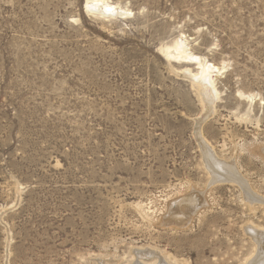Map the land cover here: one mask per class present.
I'll use <instances>...</instances> for the list:
<instances>
[{
    "label": "rangeland",
    "instance_id": "1",
    "mask_svg": "<svg viewBox=\"0 0 264 264\" xmlns=\"http://www.w3.org/2000/svg\"><path fill=\"white\" fill-rule=\"evenodd\" d=\"M86 1L0 0V264H245L264 230V0H104L127 18ZM177 40L224 67L211 112L197 67L162 52Z\"/></svg>",
    "mask_w": 264,
    "mask_h": 264
},
{
    "label": "bare ground",
    "instance_id": "2",
    "mask_svg": "<svg viewBox=\"0 0 264 264\" xmlns=\"http://www.w3.org/2000/svg\"><path fill=\"white\" fill-rule=\"evenodd\" d=\"M84 8L86 10H88L89 12H92V13L98 10L100 12V15L105 16V17L118 16V17H121V18H127V16L130 15L129 14L130 12L128 10L116 7L115 5H113L111 3H108L107 1H104V0H87L85 2V4H84ZM108 9H111V11H109ZM162 52L167 58L178 59V60H181L183 63H186L188 65H194V66L197 67L196 73H192L191 71L186 70V71H184V75H185V77L190 78V80L192 82V85L195 88H197L198 93L200 92V95H201L202 101H203V102L202 101L201 102L204 103V107H203L204 110L203 111L204 112H211L213 103L218 99V92H217V90H216V88L214 86V77H216L224 69V67H221V68L216 67L212 63H210V62H208V61H206L204 59H201L200 57L190 53L187 50V48L185 47V42H183L182 40H177V41L173 42L172 46L166 47L165 50L162 51ZM252 95H248V96L246 95L245 98L247 100H249L250 102H252L253 99H254V96H252ZM202 122H204V120ZM196 135L198 136V134H196ZM199 135L201 137V134H199ZM200 137H198V139ZM210 149L211 148H209L208 150H210ZM207 152L204 151V159L209 164L208 166L217 167L216 165L220 164L221 167H218V169L220 171L224 172L226 174V176L223 175L222 173H221L222 175H220V174L219 175L222 176L224 179H226V182H227V180H229V181L233 180L234 181L235 180L234 179V174L232 173V171H234V170L230 169L232 166L228 165V162H226L227 164H225L224 162L223 163L219 162V161L216 162L214 157H212L211 155H208L211 152V150H210V152L208 154H207ZM226 166H229V168H227ZM235 170H236V167H235ZM236 171H234V173ZM214 178H216V177H214ZM238 180L240 181L241 179H238ZM214 182H217V181L215 180ZM241 182H243V181H241ZM235 184H236V181H235ZM241 187H246V186H242L241 185ZM247 187H248V185H247ZM246 191H248V190H246ZM249 195H250V196H248L249 198L251 197V199L255 198L257 200V197H256L257 195H254L251 192V190H250ZM261 198H262V199H260L261 201L264 200L263 197H261ZM187 203L189 204V212L191 214L194 213L197 201L195 199H193V198H190V199L187 200ZM179 206H180V203L177 200L174 201L168 208L169 211H167V212L169 214H168V217H166L165 220L171 219L172 217H174V215H178L179 216V214H180L179 213L180 212V207ZM181 215H183V213ZM250 227H251V225H250ZM255 228H256V226H255ZM257 237H259L261 239V241L258 242V244H257V245H259L260 248L257 247L258 248V250H257V248L255 247L256 249H255V252L253 253V255L251 256L252 258L248 259L245 262V264H264V247H263L264 246V230ZM146 249L147 250H144V251L141 250V249H136L134 251L135 252L134 253V260H133L134 262L132 264H169L164 259L163 256H160L161 254L158 253L159 256L156 254L157 251L154 252V250H150L148 248H146ZM140 253H144L145 255L148 256L147 258L146 257L142 258V259L146 260L145 262L141 261V258H140V255H139ZM97 264H99V263L97 262Z\"/></svg>",
    "mask_w": 264,
    "mask_h": 264
},
{
    "label": "snow or ice",
    "instance_id": "3",
    "mask_svg": "<svg viewBox=\"0 0 264 264\" xmlns=\"http://www.w3.org/2000/svg\"><path fill=\"white\" fill-rule=\"evenodd\" d=\"M109 11H111V9H108Z\"/></svg>",
    "mask_w": 264,
    "mask_h": 264
}]
</instances>
